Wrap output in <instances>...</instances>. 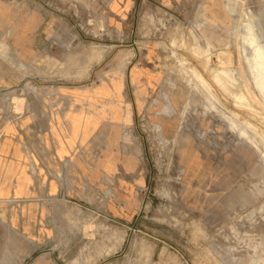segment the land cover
Instances as JSON below:
<instances>
[{
    "label": "rangeland",
    "instance_id": "rangeland-1",
    "mask_svg": "<svg viewBox=\"0 0 264 264\" xmlns=\"http://www.w3.org/2000/svg\"><path fill=\"white\" fill-rule=\"evenodd\" d=\"M249 18L264 43V0H0V264H264Z\"/></svg>",
    "mask_w": 264,
    "mask_h": 264
},
{
    "label": "bare ground",
    "instance_id": "bare-ground-1",
    "mask_svg": "<svg viewBox=\"0 0 264 264\" xmlns=\"http://www.w3.org/2000/svg\"><path fill=\"white\" fill-rule=\"evenodd\" d=\"M242 17L243 14L241 15ZM256 21L255 18H249L246 22L242 41L244 47L252 51L251 56L246 60L249 71L258 76L264 84V43L262 42L261 35L257 31Z\"/></svg>",
    "mask_w": 264,
    "mask_h": 264
}]
</instances>
